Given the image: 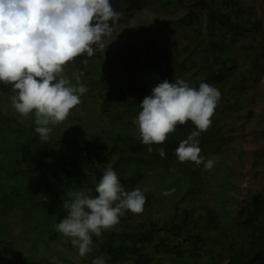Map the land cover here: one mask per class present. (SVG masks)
I'll return each mask as SVG.
<instances>
[{
  "label": "rangeland",
  "instance_id": "obj_1",
  "mask_svg": "<svg viewBox=\"0 0 264 264\" xmlns=\"http://www.w3.org/2000/svg\"><path fill=\"white\" fill-rule=\"evenodd\" d=\"M239 2L243 9L238 22L244 23L246 11L254 8L261 16V24L248 36L246 32L239 34L234 47L225 52L224 57H233L235 71L218 66L219 70L213 72L204 53L208 15L213 6L210 0H111L113 8L122 13L121 19L112 25L111 34L102 38L104 49L93 45L92 57L85 53L64 66L62 75L73 86L82 83L87 91L63 122L50 125L49 134L50 139L59 140L78 131L79 139L68 140L83 146L90 139L93 142L89 147L91 155L87 158L72 149L73 152L65 155L67 160L73 158L81 164L87 163L85 166L90 171L95 163L103 171L111 167L127 191L150 189L144 193V211L140 214L125 211L123 216L128 231L153 226L157 235L154 243L162 240L164 244L166 237L160 238L161 234L169 232L173 236L184 228L183 216H190V212L182 213L185 201L205 208L213 204V221L219 219L223 226L219 232L227 231L224 230L227 224L232 226L233 264H243L253 257L264 237V51L260 50L264 49V10L261 8L264 0ZM85 59L87 64L83 63ZM254 62L263 63V68L257 70L256 67L252 75L248 70ZM133 69L135 73L145 72L143 75L148 74L153 81L148 88L140 90L138 103L135 104L133 95H124L110 105L103 104L104 95L115 79ZM236 70L248 78H242ZM77 72L82 74L79 82L74 77ZM165 79L172 82L183 79L195 88L204 82L220 91L212 124L198 137L200 155L206 160H215L211 170H205L203 164L155 156L149 148L160 150L164 143L143 145L138 139L139 130L134 120L141 111L140 103ZM125 82L126 78H120L125 87L135 84ZM13 95L10 85L0 83V212L7 205L6 200L1 201L7 195L15 210L13 213L10 209L9 214L14 216L9 219V228L13 226L18 234L14 249L8 248V243H0V263L13 258L25 264L24 255L30 247H39L52 258L49 264H61L53 252L62 254L71 264H83L78 249L55 228L66 215L59 217V211L48 203L49 196L48 200L43 196L42 180L28 179L22 173L24 166L19 164V151L28 138L36 134V125L34 114L25 118L14 110ZM185 128L190 133L195 130L188 121L177 125L175 131ZM125 136H129V142ZM51 146L57 149V144ZM72 192L89 194L91 189L67 190L69 194ZM5 216H8L6 212L0 213V217ZM172 217H175L173 222ZM3 219L0 232L8 225ZM35 225L33 232L31 227ZM186 226L190 229L191 225ZM96 237L92 236L93 243ZM93 243L92 251L86 255L89 260ZM164 245L173 247L175 244ZM149 248L153 246L143 247L144 251Z\"/></svg>",
  "mask_w": 264,
  "mask_h": 264
},
{
  "label": "clouds",
  "instance_id": "obj_2",
  "mask_svg": "<svg viewBox=\"0 0 264 264\" xmlns=\"http://www.w3.org/2000/svg\"><path fill=\"white\" fill-rule=\"evenodd\" d=\"M121 16L111 0H0V83L11 86L12 106L20 116L34 114L41 142L49 139L50 125L63 122L87 91L82 83L73 86L62 75L64 66L85 53L92 57L93 45L104 49L102 38L111 34ZM81 75L74 73L77 82ZM220 98V91L208 83L195 88L183 79L162 80L140 103L134 120L138 139L143 145L163 144L177 125L190 121L195 130L174 154L181 163L191 161L211 170L215 160L200 155L198 137L211 126ZM159 154L163 157L164 150ZM149 190H125L109 167L95 186L96 196L70 193L71 200L63 202L67 215L55 228L84 257L92 251L93 235L113 229L125 211H144V193ZM92 264L105 260L97 257Z\"/></svg>",
  "mask_w": 264,
  "mask_h": 264
},
{
  "label": "trees",
  "instance_id": "obj_3",
  "mask_svg": "<svg viewBox=\"0 0 264 264\" xmlns=\"http://www.w3.org/2000/svg\"><path fill=\"white\" fill-rule=\"evenodd\" d=\"M210 1L213 6L210 7L208 15L207 32L204 38V53L213 72L219 70L218 66H220V69H226L227 71L232 69V71H235L236 64L233 57L231 55L230 57L228 55V57H224V54L226 51H229L234 47L235 39L239 34L246 32V35L248 36L254 31V28L258 29L261 24V16L259 17V14L256 13L257 11H255L254 8H251L249 12L246 11L245 13V22L240 23L238 20L241 17L243 8L239 0ZM255 62L250 67V70H248L252 75L255 74L256 67L257 70L263 68V63L260 64ZM135 72L136 69H133V72L129 73L127 71L122 76L117 77L114 84L106 91L103 104L110 105L119 101L124 95H133L135 97L134 102L137 104L139 101L138 95L140 94V90L142 88H148L153 81L148 77V74L143 75L145 72ZM236 72L238 75H241L238 70H236ZM241 77L248 78L243 73ZM120 78H126L124 84H130L133 82H135V84L125 87L120 83ZM190 134L191 133L187 128L181 129V131H174L168 135V140L164 142L161 147L165 152L163 157L159 154L158 149H151V153L165 159H176L177 157L174 154L175 149L179 146V143L182 140L187 139ZM128 137L129 136H125L126 140L129 142ZM68 138L72 140L79 139L78 131H74V134H71ZM68 138L56 140L50 139L49 137L46 142H41L39 134H33L28 138L25 145L21 147L18 157L19 164L24 166L21 170L26 178L42 180L43 183L40 190H42L43 196H45L47 200L49 196L51 202L48 201V203L52 204L55 210L57 209L59 211V217L67 215V211L63 208V202L70 201L72 198L70 194L67 193L68 189L71 190L86 187L91 189L89 195L96 196L97 193L95 192V186L99 183L104 173L99 165L96 163L93 164V160L90 161V165L93 164L92 166H94L91 171L86 168L87 163L81 164L79 160L73 158L67 160L65 155L68 151L73 152L74 150L72 149H77L79 154L84 153L87 158L90 157L91 153L89 147L93 144L89 139L86 141L85 145L80 146L78 145L79 142L76 143L72 140H68ZM50 140L51 143H48ZM54 144H57V149H51L54 148L51 146ZM128 144L129 143H127V145ZM73 145L75 146L71 147ZM213 216H215L214 210L209 209L207 220L214 225L215 228H218L219 221L218 219L213 221ZM124 221V217L121 216L118 225L113 229L103 231L102 235L95 239L100 243L101 248H103L102 250L105 253V264H120L125 253L128 251L127 248L131 247L133 249V254H138V251L141 253L143 247L147 244H152L157 237V235H155L156 229L153 228V226L147 227L146 229H138L137 231H128ZM10 231L8 233H10ZM7 237L8 236L4 237L6 241L0 239V243H8ZM117 242L124 244L122 245ZM159 244H161V241ZM168 251H172V249H169ZM148 254V252L138 254L135 263L148 264L151 261ZM243 264H264V242L259 245L253 254V257H249V259Z\"/></svg>",
  "mask_w": 264,
  "mask_h": 264
},
{
  "label": "crops",
  "instance_id": "obj_4",
  "mask_svg": "<svg viewBox=\"0 0 264 264\" xmlns=\"http://www.w3.org/2000/svg\"><path fill=\"white\" fill-rule=\"evenodd\" d=\"M261 6L264 8V5ZM255 36L257 35L255 34ZM261 43L262 42L260 41V44ZM260 50L264 51V49L262 48H260ZM187 162L190 161H186V163ZM186 186L188 187L189 185ZM1 194H4L3 191ZM5 197L6 199H2L1 201L6 200L7 205L0 213L3 214L4 212H6L8 216H5V218L0 217V220L4 218V223L8 225H6V229L0 233V239H4L5 236H8L7 242L8 246H10L8 248L14 249L17 243L18 234L16 233V230L15 228H13V226L9 228V222H11L9 221V219L12 220L14 216V214H9V212L11 211L10 209L13 210L14 208L8 196L5 195ZM213 206V204H209L206 208L203 207V205L192 206L185 201V203L182 205V213L187 215L190 212V216H183L182 227L184 228L180 229L179 231H176L173 236H171V233L169 232H167L166 234H161L162 238L166 237L164 244H170V242H172V244L175 245H173V247H170L169 245H164L161 240V244H159L160 241L159 243L155 241V243L153 242L151 244L153 246V249L149 248L146 251H144V249L141 250V253H149L148 256L150 257L151 261L148 264H233L232 259L235 258V255L233 254V251H231V248L234 241H232L230 238L231 231H233V229H231L232 226L230 224H227L226 228L224 229L227 231H222L220 233L219 230H222L223 227L220 222L218 228H215L214 225L208 222L207 214L209 209L214 210ZM14 212L15 210H13V213ZM229 215L226 214V216ZM173 221H175V217H172L171 222ZM187 224L191 225L189 227L190 229L187 228ZM176 226L178 227V224ZM32 228L36 229V225L34 227H31V230L34 232L35 229ZM9 230H13V232L8 233ZM28 238H30V235H28ZM4 241H6V239H4ZM263 242L264 237L260 244ZM117 243L122 245L124 244L120 242ZM35 246H37V244ZM93 247L94 250L92 252V258L89 260L87 256H84L82 259L84 262L83 264H91L92 261L97 257L105 258V253L102 250L103 248H101L100 243H98L97 240H95V242L93 243ZM127 249L128 251L125 253L123 260H121L120 264H136L135 261L138 257V254H141L140 251H138V254H133V249L131 247ZM169 249H172V251H168ZM53 255L61 261V264H71V261L67 262V260L62 254L59 253L58 255H56L53 252ZM24 256L25 264H49L52 261V258L47 257L46 250H44V248L39 247H30V251L27 252V254ZM0 264L20 263L16 259L11 258L9 259V261H7L6 259L5 262L3 261V263Z\"/></svg>",
  "mask_w": 264,
  "mask_h": 264
}]
</instances>
